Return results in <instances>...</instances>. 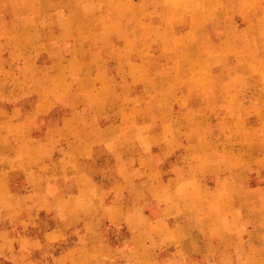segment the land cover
Instances as JSON below:
<instances>
[{"label": "rangeland", "instance_id": "374dc122", "mask_svg": "<svg viewBox=\"0 0 264 264\" xmlns=\"http://www.w3.org/2000/svg\"><path fill=\"white\" fill-rule=\"evenodd\" d=\"M263 1L0 0V264H264Z\"/></svg>", "mask_w": 264, "mask_h": 264}, {"label": "crops", "instance_id": "0c3cea01", "mask_svg": "<svg viewBox=\"0 0 264 264\" xmlns=\"http://www.w3.org/2000/svg\"><path fill=\"white\" fill-rule=\"evenodd\" d=\"M263 5H264V1L260 3V6H263ZM202 12H203V11H202ZM38 108H39V109H38ZM38 108L32 105L29 109H27V111L32 110V109H38V110H39L38 112H40V108H41V107H38ZM39 118H40V117H38L36 120H37V121H41L42 118H41V119H39ZM22 121H26V120H22ZM45 129H46V128H45ZM56 129H57V128H56ZM57 130H59V129H57ZM59 153H60V152H59ZM64 154H66V153H64ZM93 219H98V218H93ZM94 223H98V222H97V221H94Z\"/></svg>", "mask_w": 264, "mask_h": 264}]
</instances>
